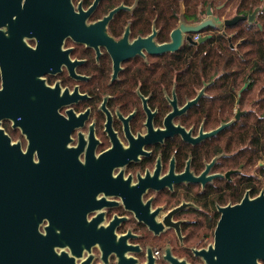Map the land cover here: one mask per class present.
Wrapping results in <instances>:
<instances>
[{
    "label": "flooded vegetation",
    "instance_id": "obj_1",
    "mask_svg": "<svg viewBox=\"0 0 264 264\" xmlns=\"http://www.w3.org/2000/svg\"><path fill=\"white\" fill-rule=\"evenodd\" d=\"M175 1L18 0L0 18L13 264H203L223 209L264 194V71L240 61L241 20L189 31L207 3ZM224 40L235 62L206 61Z\"/></svg>",
    "mask_w": 264,
    "mask_h": 264
},
{
    "label": "water",
    "instance_id": "obj_2",
    "mask_svg": "<svg viewBox=\"0 0 264 264\" xmlns=\"http://www.w3.org/2000/svg\"><path fill=\"white\" fill-rule=\"evenodd\" d=\"M18 0H0V18L9 14L8 8ZM204 17L188 25L186 30L197 32L206 27L219 28L231 25L238 20L256 22L263 7H255L250 13L238 14L220 22L213 13L211 2H207ZM258 26L261 25L258 23ZM179 28L175 30V33ZM228 39L229 36L226 35ZM8 183L0 182V191H7ZM203 264H262L264 260V194L240 204L225 207L213 231V241L205 248L195 249ZM12 247L0 232V264H13ZM170 264H190L183 258L172 255L166 248L165 256ZM123 264H136L137 260L128 257ZM141 264H155L151 257Z\"/></svg>",
    "mask_w": 264,
    "mask_h": 264
},
{
    "label": "trees",
    "instance_id": "obj_3",
    "mask_svg": "<svg viewBox=\"0 0 264 264\" xmlns=\"http://www.w3.org/2000/svg\"><path fill=\"white\" fill-rule=\"evenodd\" d=\"M209 1L212 3V6L216 8V5L220 4L222 1H226L225 6L227 7V5L233 0H186V3L189 4L193 11L196 12L202 5H205ZM175 2L176 6H178V0ZM263 3L264 0H235L233 6L236 7L237 13L247 14L250 13L256 6L262 5ZM217 11L219 14H222L219 9H216V12ZM257 22L261 25V27H259L256 23H248L246 20H241L239 21L238 26L228 28V30L237 31L235 39L237 37L241 38L239 51L242 58L240 61L245 63L251 62L254 66L261 65L260 70L264 71V14L258 17ZM227 49L228 47L224 40L222 48L218 54L209 50L204 59L208 62H235L230 53H225V50ZM261 80L264 81V76H262Z\"/></svg>",
    "mask_w": 264,
    "mask_h": 264
},
{
    "label": "rangeland",
    "instance_id": "obj_4",
    "mask_svg": "<svg viewBox=\"0 0 264 264\" xmlns=\"http://www.w3.org/2000/svg\"><path fill=\"white\" fill-rule=\"evenodd\" d=\"M231 3V2H230ZM212 4V3H211ZM212 8H213V10H214V14H218V15H221V14H219V12L217 11L216 12V8L214 7V6H212ZM228 9H226V8H222V9H220V13H222V15H227V16H229V15H231L232 13H233V11H234V6H233V4H231V6H228L227 7Z\"/></svg>",
    "mask_w": 264,
    "mask_h": 264
}]
</instances>
